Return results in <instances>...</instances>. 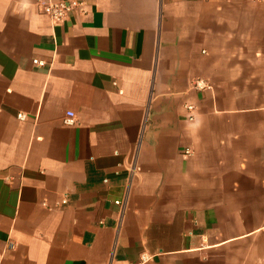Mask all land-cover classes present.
I'll return each instance as SVG.
<instances>
[{
  "label": "crops",
  "instance_id": "obj_1",
  "mask_svg": "<svg viewBox=\"0 0 264 264\" xmlns=\"http://www.w3.org/2000/svg\"><path fill=\"white\" fill-rule=\"evenodd\" d=\"M84 1L0 0V264H264V0Z\"/></svg>",
  "mask_w": 264,
  "mask_h": 264
},
{
  "label": "built area",
  "instance_id": "obj_2",
  "mask_svg": "<svg viewBox=\"0 0 264 264\" xmlns=\"http://www.w3.org/2000/svg\"><path fill=\"white\" fill-rule=\"evenodd\" d=\"M38 4L41 7L42 11L50 18L52 23L57 24L62 21H64L69 14L72 11H76L80 14L85 13V6L86 2L84 0H59V1H54V0H38ZM33 63L38 66V67H44L46 65V62L43 60L35 59L33 60ZM196 86L198 88H204L206 85L202 82L196 83ZM189 111L193 109V106L190 105L187 107ZM21 121H24L27 116L25 114H21L18 117ZM190 119H193V116H190ZM65 123L67 125H73L75 124V115L72 112H69L67 114V118L65 119ZM186 154L190 155L191 152L189 150L186 151ZM63 202H66L64 200ZM117 205H122V202L116 201L115 202ZM151 256L143 252L138 261L135 262L134 264H149L151 261Z\"/></svg>",
  "mask_w": 264,
  "mask_h": 264
}]
</instances>
